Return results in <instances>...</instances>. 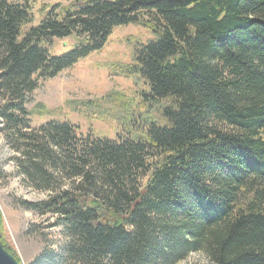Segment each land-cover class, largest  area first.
<instances>
[{"label": "trees", "instance_id": "16d2710c", "mask_svg": "<svg viewBox=\"0 0 264 264\" xmlns=\"http://www.w3.org/2000/svg\"><path fill=\"white\" fill-rule=\"evenodd\" d=\"M42 14L26 29L29 3L0 0V131L17 173L48 193L20 204L66 235L28 264H179L195 252L264 264V0H74ZM128 24L154 34L135 45L131 71L147 102H163L161 122L116 138L33 126L39 82ZM66 37L75 44L52 53Z\"/></svg>", "mask_w": 264, "mask_h": 264}, {"label": "rangeland", "instance_id": "374dc122", "mask_svg": "<svg viewBox=\"0 0 264 264\" xmlns=\"http://www.w3.org/2000/svg\"><path fill=\"white\" fill-rule=\"evenodd\" d=\"M29 3L32 23L43 17L44 5H68L74 0H11ZM24 28V30H25ZM154 38L149 27L140 24L121 25L113 29L104 48L50 79H42L27 97L26 107L33 126L54 119L78 126L82 136L92 134L116 138L119 135L140 136L151 120L161 122L163 102H147L145 80L131 70L134 47ZM73 37L55 39L52 53H62L75 44ZM16 151L0 131V237L15 252L19 261L28 264L43 249L58 251L66 240L55 218L41 215L20 204L21 200L39 201L46 191L29 186L17 173ZM179 264H209L199 252L191 253Z\"/></svg>", "mask_w": 264, "mask_h": 264}, {"label": "water", "instance_id": "95a60500", "mask_svg": "<svg viewBox=\"0 0 264 264\" xmlns=\"http://www.w3.org/2000/svg\"><path fill=\"white\" fill-rule=\"evenodd\" d=\"M0 264H23L7 248L0 237Z\"/></svg>", "mask_w": 264, "mask_h": 264}, {"label": "bare ground", "instance_id": "6f19581e", "mask_svg": "<svg viewBox=\"0 0 264 264\" xmlns=\"http://www.w3.org/2000/svg\"><path fill=\"white\" fill-rule=\"evenodd\" d=\"M8 250V249H7Z\"/></svg>", "mask_w": 264, "mask_h": 264}]
</instances>
